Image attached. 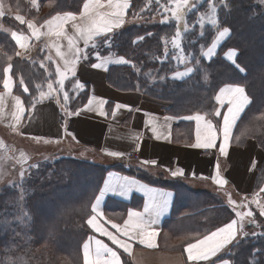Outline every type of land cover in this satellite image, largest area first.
Wrapping results in <instances>:
<instances>
[{
    "label": "crops",
    "instance_id": "0c3cea01",
    "mask_svg": "<svg viewBox=\"0 0 264 264\" xmlns=\"http://www.w3.org/2000/svg\"><path fill=\"white\" fill-rule=\"evenodd\" d=\"M0 5H3L4 11V15L0 16V32L8 35L15 44L13 58L32 60L40 50L46 51V61L50 62L54 74L53 88L60 90L61 94L65 92L68 94L64 88L70 83L69 80H73L69 88L73 87L71 93L74 94V99L77 96L79 98V92L86 91L84 101L75 112L67 111L59 93L53 90L50 96L43 97L42 101L28 111L23 97L16 92L12 63L5 67L11 65L8 73L12 79L10 91L3 86L4 70V77L0 83V94H3V101L0 103L2 127L9 129L14 135L18 134L23 140L26 138L25 142H43L50 154L56 151V148L63 147L57 152L66 151L65 155L96 163L102 169L99 184L91 199L90 215L86 220L89 235L81 246L83 264V245L88 243L90 249H94L96 240H101L116 251L121 264H222V262L235 264L231 251L244 236L239 237L236 242L227 246L217 256L210 257L209 260L190 261L185 248L187 244L196 243L198 239H203L231 220H239L236 216L237 211H252L251 204L259 205L260 203L257 202L263 201L261 196L264 194L262 191L264 183L257 189V178L264 161V151L256 140L253 138L243 140L237 133L240 120L250 105L240 114L231 129L229 143L222 153L220 145L224 143L223 115L227 112L226 105L221 106L216 101L220 115L214 113L213 116H207L199 113L204 117L199 122L188 119L197 113L175 115L170 112L172 106L170 102L140 90L114 86L108 76L112 68L126 65L116 62L121 56H100L96 62L89 63L83 39L77 40V46L82 51L75 66L73 67L71 63L65 66V60L74 59L72 51L69 50L68 40L66 37L57 38L49 32L48 26L44 23L53 16L64 13L54 14L44 22L37 23L16 13L9 0H0ZM129 8L126 10L125 23L120 28L114 29L113 33L128 25ZM82 10L83 5L79 12L71 13L79 17ZM17 15L23 17V23L15 19ZM5 18L10 25L6 23ZM29 21L39 29L41 35L38 39L33 36L32 29H29ZM64 28L68 36L76 35L71 21L65 24ZM13 32L22 37L20 44L12 37ZM21 44L24 46L21 47ZM56 45H59L60 52L64 54L63 58L57 54ZM51 54L54 58L50 56ZM215 54L214 51L211 58ZM225 59H227L226 55ZM102 62L103 66L100 68L93 66ZM57 67L62 72L66 71V67L71 69L66 71L67 79L62 89L58 83L61 77L57 74ZM183 71L185 70L177 72ZM77 82L83 87H77ZM226 85L229 84L221 88ZM16 97L20 99L19 106L23 109L22 113H18ZM101 101H103L102 107ZM16 115L20 117L18 121ZM208 121L211 122V132L216 137L214 146L193 147L196 143L198 126L203 141L208 133ZM12 150L19 157L21 153L25 158L32 155L29 149L13 143ZM110 152H121L123 156L114 157L108 154ZM133 153H138L139 158H129ZM145 161L149 163H144ZM151 161H155V164ZM129 170L132 171L128 172ZM173 172H182V175L173 176ZM110 173L115 178H128L136 181L137 184L125 195H120L119 190L107 192L93 212L95 197L99 195L104 181L110 179ZM217 174L227 183L218 185L213 179ZM140 184L160 192L171 193L167 210L151 226L158 233L155 238L156 247L153 248L141 245L138 238L130 240L122 235L129 211L143 212L148 202V194L140 190ZM229 196L236 202L235 205L229 203ZM91 216H95L96 224L100 229L127 241L131 245L130 254L118 244H114L102 231L89 225L87 221ZM252 219L254 218H244V232ZM113 224L120 225V231L113 228Z\"/></svg>",
    "mask_w": 264,
    "mask_h": 264
},
{
    "label": "trees",
    "instance_id": "16d2710c",
    "mask_svg": "<svg viewBox=\"0 0 264 264\" xmlns=\"http://www.w3.org/2000/svg\"><path fill=\"white\" fill-rule=\"evenodd\" d=\"M84 2L9 0L16 13L37 23L57 13H77ZM190 3H197V7L186 15V20L189 27L191 24L195 27L184 35L181 43L184 54L191 53L194 59L183 64L173 59L177 55L171 45L176 32V22L171 19L174 3L131 0L128 25L110 34V41L100 37L85 48L89 63L96 62L100 56H123L130 60L131 64L112 68L109 81L116 87L140 90L170 102V112L180 116L194 113L213 116L217 109L215 97L223 85L244 86L252 102L240 120L243 124V134H240L243 140H256L264 151V0H203L202 3L190 0ZM209 3L219 4V26L229 27L231 35L213 59L207 61L201 53L211 46L216 29L207 25L201 36L197 19L208 13ZM165 16L170 17L169 21L161 23ZM138 37L143 39L133 43ZM230 47L239 51L238 64L245 74L222 57ZM14 52L13 40L0 32V83L3 70L12 63L16 92L30 111L43 97L51 95L48 84L54 81L53 69L46 61V51L40 50L32 60L14 59ZM176 64L181 65L176 67ZM186 67L194 68L189 77L176 80L168 76ZM68 82L64 88L69 94L67 101L60 90L52 88L59 93L66 110L75 112L84 101L86 91L79 92V98L74 99L73 87L69 88L73 80ZM7 134L15 136L11 131ZM24 142L16 145L26 148ZM50 157L44 160L48 163L41 171L30 173L18 187H3L0 191V221L7 222L0 230V264H83L81 246L89 235L86 220L102 169L96 163L61 155V152ZM263 183L264 161L259 169L257 189ZM44 209L51 213L49 220L44 217ZM256 218L264 226V217L259 214ZM231 252L235 264H264V235L256 239L244 236Z\"/></svg>",
    "mask_w": 264,
    "mask_h": 264
},
{
    "label": "snow or ice",
    "instance_id": "6c2138e0",
    "mask_svg": "<svg viewBox=\"0 0 264 264\" xmlns=\"http://www.w3.org/2000/svg\"><path fill=\"white\" fill-rule=\"evenodd\" d=\"M35 2V0H33ZM171 3L175 4V7L171 10V19L176 22V32L172 37L171 45L172 49L176 51L177 55L173 57V59L177 60L179 63L183 64L189 61L190 59H194L191 53L187 56L184 54V50L182 47V39L185 34L190 32L192 28L189 27L186 15L189 12H192L196 9L197 3H190V0H170ZM198 3H202L203 0H197ZM129 0H85L83 4V10L80 12L79 17L71 12L64 13L63 15L57 14L51 18V20H46L44 23L48 26L49 32L54 34L57 38L66 37L69 44V50L72 51L74 59L69 61L65 60V66L69 63L72 66H75L76 61L80 58L81 49L77 46V40L83 39L85 48L89 46L91 41H94L98 37H103L105 41H110V34L113 33L114 29L120 28L125 23V14L126 10L129 8ZM209 13L201 14L197 23L200 26L201 33L203 36V29L206 24H210L214 29H216V34L214 39H212L211 46L207 48L206 51L202 50V55L205 58L210 59L214 55L215 49L231 35V30L229 27H223L222 29L219 26V20L217 16V7L215 4L209 3ZM4 15L3 5H0V16ZM15 19L24 22L23 17L17 15ZM170 19L169 16H165L161 23H166ZM69 21L72 22V28L75 30V36H68L64 25ZM79 21V22H78ZM29 29H32L33 36L39 38L41 33L39 29H36L31 21L28 22ZM193 28L195 25L192 26ZM12 37L16 39L17 43H21L22 37L19 36L16 32L12 33ZM143 37H138L136 41L133 43H137L142 40ZM167 43V41H165ZM24 45L21 44V47ZM57 47V54L62 58L64 56L63 53L59 50V45ZM169 49L165 48V59H167ZM19 55V53H17ZM226 58L230 60L235 67H237L241 72L244 71L243 68L236 62L238 57V51L235 49H230L226 54ZM11 59V57H9ZM117 63L121 64H131L130 60H126L123 56L118 57ZM199 61L197 60V65ZM96 68H100L103 66L102 63H98L93 65ZM135 67V65H132ZM11 69V65L4 69L5 79L3 81V86L6 90L11 89L12 79L11 76L8 75ZM71 69H67L66 71H70ZM57 74L61 77L58 80L61 89L63 88L64 81L67 79L66 71H61L59 67H57ZM194 72V68L188 67L183 72H176L173 74V79H183L188 77L190 74ZM74 74V73H73ZM23 84V80L20 81ZM77 87H83L82 84L77 82ZM48 89L50 92L53 90L52 84H48ZM27 91V88L24 89ZM50 94V93H49ZM45 95L41 93V96ZM17 102V110L18 113H22L23 109L19 106L20 99L16 97ZM69 99L68 94L64 93V100L67 101ZM216 101L221 105L227 107V112L223 115V138L224 143L220 145V151L223 153L225 148L229 143L230 131L234 127L235 123L240 117V114L245 110V108L250 105L252 102L249 95L245 91V87L239 84H229L219 90V93L215 97ZM3 101V94H0V103ZM103 105V101H101V107ZM120 107V105H117ZM103 114V112H101ZM215 114L217 116L220 115L219 109L216 110ZM16 120H19V115H16ZM188 119H195L197 122L204 119L199 113H197L194 117H188ZM208 133L204 137L203 141L201 140L199 126L197 129V138L196 143L193 147L197 148H211L214 146V141L216 139L215 134L211 132V122L208 121ZM155 131V128H153ZM109 155L114 157L123 156L121 152H110ZM21 159H25L23 153H21ZM144 163H149L145 161ZM151 163L155 164V161H151ZM31 167V166H30ZM24 171H21V183L24 179ZM173 176L182 175V172H173ZM110 179L104 181V186L100 189L99 195L95 197L96 203L92 205V211L95 212L97 207L99 206L101 198L107 192H116L119 190L120 195H125L130 192L137 184L136 181L129 180L128 178H115L112 174H109ZM216 183L218 185H223L227 183L222 177L218 174L214 177ZM140 190L145 191L148 194V202L144 206L143 212L139 211H129L128 219L124 222V228L122 235L127 236L128 239H139V243L148 248L156 247L155 238L158 233L152 229V225L156 223L157 218L163 214L168 208L169 205V197L171 193L160 192L156 189L149 188L147 185L140 184ZM264 191V189H262ZM255 202V201H254ZM229 203L235 205L236 202L231 199L229 196ZM258 203V202H257ZM235 210V209H234ZM260 215L264 216V205L260 206ZM236 216L239 217V220L233 219L231 222L223 225L222 227L217 228L215 231L210 234L204 236L203 239H198L196 243H189L185 248V251L188 254V260L198 262L202 260H209L210 257L217 256L218 253H221L227 246L233 244L238 240L239 237L248 235L247 232H244V218L245 217H253V212L248 210L246 212H236ZM252 224H255V219L250 221ZM87 223L96 227L98 231H102L105 236H107L114 244H118L120 248L124 249L126 252H131V245L125 241L121 240L111 232L100 229L96 224L95 216L89 217ZM7 226L6 221H0V230ZM113 228H116L117 231H120L121 226L117 224L112 225ZM91 239V238H90ZM96 247L94 249H90L88 243L83 245V258L84 264H121L120 257L117 252L110 248L107 244H104L101 240L95 241ZM90 256L92 258H90ZM225 264V262H222ZM227 264H231V262H227Z\"/></svg>",
    "mask_w": 264,
    "mask_h": 264
},
{
    "label": "rangeland",
    "instance_id": "374dc122",
    "mask_svg": "<svg viewBox=\"0 0 264 264\" xmlns=\"http://www.w3.org/2000/svg\"><path fill=\"white\" fill-rule=\"evenodd\" d=\"M218 5L219 4L216 3L217 12H218ZM209 11H210V9H209ZM209 11H208V13H209ZM138 20H140V19H138ZM131 21L133 22V19ZM134 21L136 22V20H134ZM207 25L211 26L210 24H206L205 27ZM192 26L193 25L191 24L190 28H193ZM198 26H199V24H198ZM199 30L201 32L200 26H199ZM203 31H204V29H203ZM226 39H228V38H226ZM223 42L215 49L216 53L218 52L219 47L223 44ZM230 49L237 50L234 47L228 48L222 54L223 58H225V54ZM238 55H239V51H238ZM211 59H213V58H211ZM225 60L228 63H230L232 66L235 67V65H233L232 62H229L227 59H225ZM207 61H209V60H207ZM236 62L238 63V58H237ZM180 65L181 64H176V67H178ZM200 66H202V65H200ZM240 67L243 68L242 66H240ZM185 69H183V70H185ZM178 71H182V70L179 69ZM174 73H176V72H173L172 74H169L168 76L170 78H172ZM241 73L245 74L246 71L244 70ZM176 80H179V79H176ZM242 131H243V124H242V122H240L238 125L237 133H238V135H240L242 137V139H244V137L241 135V134H243ZM7 133H10L9 129H6L0 125V191L2 190L3 187H5V188L6 187H9V188L10 187H18V185L21 184V177H20L21 171H24V173H25L24 179H23V181H24L27 177L30 176V173H33V172L37 173V172L41 171L42 168L47 165L48 162L44 161V160H46L47 158L48 159L52 158V157H50L51 154L48 152V150L45 149L43 142H39V143L34 142L33 143L31 141V142H24V144L26 145L27 149L32 151L31 154L33 156L29 155L25 159L22 160L21 155L19 157L18 154L12 152L13 151L12 150V143H13V145L18 144V143L22 144L23 138H21L18 134H15L14 137L8 136ZM24 140H26V138H24ZM56 149H57L56 151H53L51 153H57V151L63 149V147L62 148H56ZM60 152H62L61 155H65V153H67L66 151H60ZM261 198H263V201L260 202V200H259V202H258V203H260L259 205L251 204V206L253 207V209H252L253 218L255 219L256 223L252 224L250 222L248 224V226L245 228V231L248 233L247 236L250 239L260 238L261 236L264 235V226L262 225V223H259L258 219L256 218V215L260 214V206L264 205V196H261ZM247 206H249V204ZM44 217L49 220L51 218V213L48 212L47 210H45ZM261 217H264V216H261Z\"/></svg>",
    "mask_w": 264,
    "mask_h": 264
},
{
    "label": "built area",
    "instance_id": "2783aa9c",
    "mask_svg": "<svg viewBox=\"0 0 264 264\" xmlns=\"http://www.w3.org/2000/svg\"><path fill=\"white\" fill-rule=\"evenodd\" d=\"M129 158H139V154L138 153H133L129 155Z\"/></svg>",
    "mask_w": 264,
    "mask_h": 264
}]
</instances>
